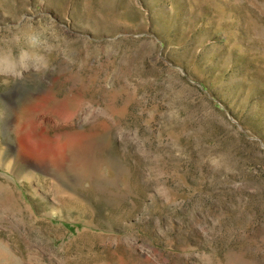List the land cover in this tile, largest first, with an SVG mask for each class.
Returning <instances> with one entry per match:
<instances>
[{
    "label": "rangeland",
    "instance_id": "rangeland-1",
    "mask_svg": "<svg viewBox=\"0 0 264 264\" xmlns=\"http://www.w3.org/2000/svg\"><path fill=\"white\" fill-rule=\"evenodd\" d=\"M0 264H264V0H0Z\"/></svg>",
    "mask_w": 264,
    "mask_h": 264
}]
</instances>
